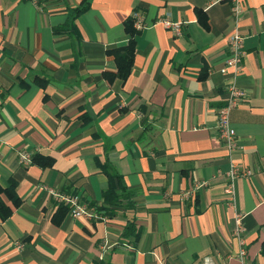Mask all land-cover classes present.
<instances>
[{"label": "crops", "instance_id": "0c3cea01", "mask_svg": "<svg viewBox=\"0 0 264 264\" xmlns=\"http://www.w3.org/2000/svg\"><path fill=\"white\" fill-rule=\"evenodd\" d=\"M0 0V186L18 183L22 203L0 220V264H241L237 215L248 258L264 264V0ZM141 14L126 82L107 51L126 45L125 21ZM203 11L206 26L197 10ZM171 13L181 35L159 19ZM57 30L56 29H59ZM244 36L235 77L221 69L228 37ZM236 83L246 98L231 112L238 148L219 137V110ZM21 154L55 160L41 169ZM237 164L235 207L225 190ZM113 166L135 209L104 216ZM47 189L78 195L99 217L56 225ZM95 207H92L94 206ZM134 220L140 238L125 239Z\"/></svg>", "mask_w": 264, "mask_h": 264}, {"label": "built area", "instance_id": "2783aa9c", "mask_svg": "<svg viewBox=\"0 0 264 264\" xmlns=\"http://www.w3.org/2000/svg\"><path fill=\"white\" fill-rule=\"evenodd\" d=\"M232 5V15L236 20L240 19L245 8V0H230ZM134 26L136 28L142 27V17L138 11L133 13ZM159 22L163 24L164 27L173 31L175 35H181L183 31V23L179 21H174L171 17V13L165 14L159 19ZM229 44V56L225 61L224 67L221 72L227 74L231 72L235 77H237L243 66V60L245 57L244 50V36L238 30L233 32L228 37ZM228 99L226 104L219 110L218 113V123L217 128L219 131V137L225 144L229 152H233L238 148L237 146V132L231 123V112L238 106V104L246 98V92L239 88V86L234 82L227 86ZM32 157L28 154H21L20 161L24 164H31ZM252 175L251 171H243L237 164H232L230 171L227 176L229 183L225 190L226 194L229 196L231 205L235 207V180L240 176L248 177ZM48 193L54 197L60 205L69 207V212L72 218L80 219L86 218L92 220L98 218L99 216L91 212L87 206L81 201L78 195L65 194L55 189H47ZM244 218L243 214L237 215V229L235 231L236 237L239 239L240 252L237 256L241 264H252L248 258V253L246 249V241L242 237L243 228L241 222ZM204 264H211L210 261L206 260Z\"/></svg>", "mask_w": 264, "mask_h": 264}, {"label": "trees", "instance_id": "16d2710c", "mask_svg": "<svg viewBox=\"0 0 264 264\" xmlns=\"http://www.w3.org/2000/svg\"><path fill=\"white\" fill-rule=\"evenodd\" d=\"M90 6L89 0H83L80 7L76 8L71 12L72 26L75 18L85 11ZM137 11V9H135ZM199 19L206 25L204 20V14L202 10H197ZM75 26V25H74ZM126 32L130 35L129 41L126 45L116 46L110 48L107 51L109 56H113L117 65L116 73H106L105 77L110 82H113L116 78L126 82L130 77L136 55V36L138 34L137 28L134 26L133 15L128 17L125 21ZM60 30L59 29H56ZM55 160L51 157L43 156L41 154H36L32 156L31 164L40 167L41 169H48L54 166ZM104 174L108 177V189L104 192V205L96 208V211L103 214L104 216L113 217L119 211L120 208H125L127 211H133L135 209L134 194L127 188L123 176L109 164L100 166ZM18 183L12 178L9 180V186L7 188H2L0 186V220L6 221L9 219L13 213L11 207H9L2 198L5 195L8 200H10L14 207L18 208L22 200L17 192ZM92 207H95L92 206ZM69 207L61 205L53 221L56 225H60L63 217L67 215ZM141 234V229L137 227L134 220H130L124 230L123 237L125 239H133L134 244L138 242Z\"/></svg>", "mask_w": 264, "mask_h": 264}]
</instances>
